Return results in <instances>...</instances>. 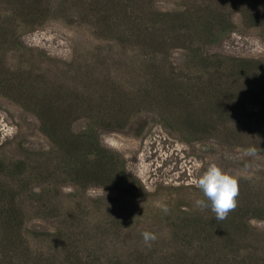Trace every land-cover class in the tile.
Listing matches in <instances>:
<instances>
[{
  "label": "rangeland",
  "instance_id": "rangeland-1",
  "mask_svg": "<svg viewBox=\"0 0 264 264\" xmlns=\"http://www.w3.org/2000/svg\"><path fill=\"white\" fill-rule=\"evenodd\" d=\"M186 11L227 28L202 51L224 65L264 62V0H0V220L13 207L20 224L10 264H264V221L231 242L187 226L210 210L195 206L206 199L195 181L211 163L264 195V151L211 140L207 90L196 89L211 70L188 43L150 41L168 29L158 13ZM248 88L257 112L263 89ZM85 134L99 136L132 194L77 185ZM146 230L158 237L150 248Z\"/></svg>",
  "mask_w": 264,
  "mask_h": 264
},
{
  "label": "trees",
  "instance_id": "trees-1",
  "mask_svg": "<svg viewBox=\"0 0 264 264\" xmlns=\"http://www.w3.org/2000/svg\"><path fill=\"white\" fill-rule=\"evenodd\" d=\"M249 6L254 9L255 3L252 1ZM158 16L165 18L164 24L168 29L161 30L162 32L151 37L150 41L157 46L164 45L168 39L178 45L188 43L193 50V58L206 70H211L207 82L196 86L197 93L207 90L209 107L206 117L209 124L206 126V132L211 140L226 139L230 145L234 144L243 149H247L256 141L254 144L264 148V62L234 59L231 64L224 65L216 54L209 55L206 49L202 51L201 46L205 47L207 43L216 40V29L220 33L227 29L215 25L214 19L218 16H194L188 11L176 14L158 13ZM224 22L226 23L225 19ZM154 25H158V22L155 21ZM136 31L140 32V28ZM150 34L152 33L148 35ZM142 36V32L136 34L138 40ZM256 82H259L260 88L263 89V94H260L263 104L259 111L249 112L245 107V92L250 91L249 88L246 89L248 84ZM177 98L184 99V94H178ZM196 120H199L197 116ZM75 141L82 142L86 150V157L76 169L75 181L79 187L87 188L90 183H96V186L132 194L134 188L130 185L128 176L118 161L103 153L105 151L101 148L99 136L79 135ZM87 155L95 156L93 172L87 168ZM190 219L192 222L186 219L187 226L200 228H195L196 235L213 237L222 233L226 236V242L235 239L246 240L253 233L249 226L251 219L264 221V195L262 190L240 188L238 205L226 219L216 220L211 207L207 214L195 215ZM19 226L14 219L13 207L7 209L4 218L0 220V264H10L16 259L11 253L16 254L19 246Z\"/></svg>",
  "mask_w": 264,
  "mask_h": 264
},
{
  "label": "clouds",
  "instance_id": "clouds-1",
  "mask_svg": "<svg viewBox=\"0 0 264 264\" xmlns=\"http://www.w3.org/2000/svg\"><path fill=\"white\" fill-rule=\"evenodd\" d=\"M260 151H264V149H261V147L258 149L257 146L253 145L246 149V155L255 158ZM239 181L240 177L238 175L225 171L217 163H211L195 181L196 187L202 191L203 196L206 198L197 199L195 206L203 210L208 208L210 204L216 220L226 219L229 213L234 211L238 205ZM162 211L167 214L169 209L165 206ZM141 236L143 243L149 248L158 238L156 233L147 230L142 232Z\"/></svg>",
  "mask_w": 264,
  "mask_h": 264
}]
</instances>
